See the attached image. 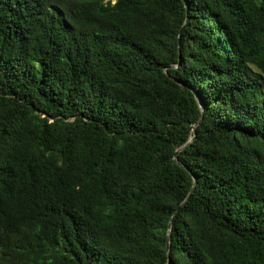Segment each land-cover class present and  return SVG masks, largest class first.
<instances>
[{
    "label": "trees",
    "instance_id": "obj_1",
    "mask_svg": "<svg viewBox=\"0 0 264 264\" xmlns=\"http://www.w3.org/2000/svg\"><path fill=\"white\" fill-rule=\"evenodd\" d=\"M186 1L0 0V264H264V0Z\"/></svg>",
    "mask_w": 264,
    "mask_h": 264
},
{
    "label": "water",
    "instance_id": "obj_2",
    "mask_svg": "<svg viewBox=\"0 0 264 264\" xmlns=\"http://www.w3.org/2000/svg\"><path fill=\"white\" fill-rule=\"evenodd\" d=\"M184 3H185V5H186V7L188 8V4H187V1H186V0H184ZM196 100H197V103H198V105H199V107H200L202 113H203L204 107H203V105H202V103H201V100H200L199 96H197V95H196ZM201 119H202V116L200 117V119H199V120L194 124V126H193V129H192L193 136H192V137H191V138H190V139H189L184 145H182L181 147H179V148L177 149V151H176V153H175V155H174V157H173L175 163L178 164L179 166L184 167V165L182 164V162L178 159V154H179L182 150H184L188 145H190V144L192 143V141L195 139V137H196V128H197L199 122L201 121ZM193 189H194V187L192 188V190H193ZM189 197H190V194H189L188 197L185 199V201H187ZM185 201H184V202H185ZM184 202H182L181 205H183ZM181 205H180V206H181ZM171 225H172V221L170 222V225H169V227H168V233H167V243H168V244H169V241H170V235H171V233H170V232H171Z\"/></svg>",
    "mask_w": 264,
    "mask_h": 264
},
{
    "label": "rangeland",
    "instance_id": "obj_3",
    "mask_svg": "<svg viewBox=\"0 0 264 264\" xmlns=\"http://www.w3.org/2000/svg\"><path fill=\"white\" fill-rule=\"evenodd\" d=\"M261 77H262V80L264 81V74H262Z\"/></svg>",
    "mask_w": 264,
    "mask_h": 264
}]
</instances>
